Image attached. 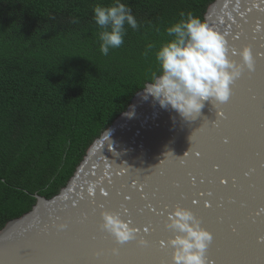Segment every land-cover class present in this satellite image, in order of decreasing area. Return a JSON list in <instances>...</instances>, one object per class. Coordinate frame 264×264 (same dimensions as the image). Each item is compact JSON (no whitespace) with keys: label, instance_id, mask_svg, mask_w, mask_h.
<instances>
[{"label":"water","instance_id":"obj_1","mask_svg":"<svg viewBox=\"0 0 264 264\" xmlns=\"http://www.w3.org/2000/svg\"><path fill=\"white\" fill-rule=\"evenodd\" d=\"M262 18L264 0H212L204 14L208 26L224 37V33L247 37ZM247 43L241 40L233 52ZM258 47L250 48L254 71L245 68L230 85L229 99L205 101L195 119L186 120L171 107L161 108L145 93L149 83L145 82L88 146L66 185L50 198L34 194L30 210L0 229V264H173L169 241L178 233L163 225L177 206L190 210L211 233L205 257L212 261L206 259L207 264H264V63L255 60ZM232 53L230 58L241 63ZM213 165H218L215 172ZM221 175L235 176L237 186L230 181L226 187L213 188L209 209L198 211L180 198L193 177L197 186L211 187L208 178ZM137 183L144 186L150 202L167 204L163 222L145 237L150 245L165 241L166 262L154 251L117 258L119 250L136 243L120 245L101 228V212L118 211V192L130 193L134 204L141 202L131 187ZM104 191L110 193L106 199L111 203L101 208ZM218 202L222 207H216ZM145 219L154 218L138 216L132 226ZM99 246L114 248L113 255L93 256Z\"/></svg>","mask_w":264,"mask_h":264},{"label":"trees","instance_id":"obj_2","mask_svg":"<svg viewBox=\"0 0 264 264\" xmlns=\"http://www.w3.org/2000/svg\"><path fill=\"white\" fill-rule=\"evenodd\" d=\"M115 0H0V229L54 196L100 133L153 74L180 13L204 20L212 0H120L138 29L101 54L96 4ZM75 20V22H74ZM152 47H149V46Z\"/></svg>","mask_w":264,"mask_h":264},{"label":"clouds","instance_id":"obj_3","mask_svg":"<svg viewBox=\"0 0 264 264\" xmlns=\"http://www.w3.org/2000/svg\"><path fill=\"white\" fill-rule=\"evenodd\" d=\"M180 17L166 30L174 39L162 44L156 52L160 74L154 73L144 90L161 108L171 107L184 119L191 120L200 114L205 101L226 102L231 93L230 85L245 68L251 71L254 62L248 46L232 53V56L239 55L242 62L238 63L230 58L223 35L191 12L185 14L182 11ZM93 19L102 29L98 38L100 52L105 56L110 48L123 44L125 23L133 30L139 27L131 6L120 0L109 6L94 5ZM101 217V228L118 244L137 238V229L119 213L102 211ZM167 227L178 233L169 241L173 264H207L205 251L212 235L201 227L190 210L177 206L168 215ZM139 243L146 244L147 241L141 238Z\"/></svg>","mask_w":264,"mask_h":264},{"label":"snow or ice","instance_id":"obj_4","mask_svg":"<svg viewBox=\"0 0 264 264\" xmlns=\"http://www.w3.org/2000/svg\"><path fill=\"white\" fill-rule=\"evenodd\" d=\"M218 23V22H217ZM259 25V28L257 26ZM259 29V30H258ZM221 32H223V29H219ZM225 37L227 38V44L229 45V52L232 53L234 49H236V45L241 41L246 39L248 41L247 46L249 48H253L254 45H258V50L256 51L255 60L260 61L261 63H264V18L261 20H256L251 28V31L247 34V37L244 36L243 33H241L240 36H236L235 34H228L224 33ZM253 56V54H252ZM253 62L254 58H253ZM247 69V68H246ZM248 70V69H247ZM249 71V70H248ZM254 71V67L249 73ZM224 112L220 111L219 116L221 118L224 117ZM197 156L200 155V153H196ZM218 168V165H213V171L215 172ZM247 175V173L245 174ZM235 176H215V177H209L207 180V185L211 186H205L204 184H201L197 186L195 177L192 178V180L189 183V188L186 191H182L179 193V196L182 200L187 201L190 205H192L194 208H196L198 211H203L210 208V204L208 202L209 198H212L214 196L213 188L219 186V187H226L229 182H232V187L235 188L237 185L235 183L236 181ZM131 187L135 188L139 192V201L138 203H133V197L130 193H123L118 192L117 195L120 197V201L118 202V211L116 213H119L120 215L123 214L127 217H132L128 219V221L131 222V224L134 223L136 217H146L150 216L154 219H145L143 222L137 221L138 226H134V228L137 229L138 235L137 238L134 240H130L128 242H135L136 246L133 248H123L122 250H119L118 254L115 255L117 258L120 255H140L145 252H152L154 251L159 255V258L161 260H164L166 262V254H167V248L165 241L161 238L158 239L155 243L149 244L148 240L145 238L147 236H151L153 233H155L156 228L155 224L158 222H163L164 220V212L167 208V204H161L158 206L156 203L150 202L148 200V195L144 191V186L137 183L131 185ZM155 195V193L153 194ZM110 196V193L107 191H104L103 198H105V201L100 204V207H105V204H110L111 201L107 200ZM220 200H223L224 197L221 196L219 198ZM229 202H232V199L229 198ZM93 204H95V200L92 201ZM216 207H222V204L219 202L216 204ZM164 227H167V223H164ZM235 231V229H233ZM143 238L147 241L146 244L139 243L140 239ZM95 239V238H94ZM115 240V239H114ZM261 240L264 241V237H261ZM125 244V243H124ZM120 244V245H124ZM114 248H105L103 246H99L95 249H93L92 254L93 256L100 258L105 255H113ZM208 261H212V258L206 257Z\"/></svg>","mask_w":264,"mask_h":264}]
</instances>
